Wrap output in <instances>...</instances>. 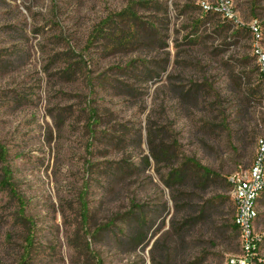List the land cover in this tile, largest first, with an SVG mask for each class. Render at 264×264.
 <instances>
[{
	"label": "rangeland",
	"instance_id": "rangeland-1",
	"mask_svg": "<svg viewBox=\"0 0 264 264\" xmlns=\"http://www.w3.org/2000/svg\"><path fill=\"white\" fill-rule=\"evenodd\" d=\"M226 1L0 0V264H248L264 0Z\"/></svg>",
	"mask_w": 264,
	"mask_h": 264
},
{
	"label": "built area",
	"instance_id": "built-area-1",
	"mask_svg": "<svg viewBox=\"0 0 264 264\" xmlns=\"http://www.w3.org/2000/svg\"><path fill=\"white\" fill-rule=\"evenodd\" d=\"M221 11L228 16L226 0H216ZM255 31V30H254ZM258 62L264 65V56L258 55ZM234 187L232 199L234 203V217L232 220L239 239L241 255L245 256L248 264L257 259L259 237L254 235V223L257 219V201L264 193V139L259 140L253 164L247 173L234 176L230 180ZM258 262H262L257 259ZM229 264H241L238 259H230ZM255 264V263H254Z\"/></svg>",
	"mask_w": 264,
	"mask_h": 264
},
{
	"label": "trees",
	"instance_id": "trees-1",
	"mask_svg": "<svg viewBox=\"0 0 264 264\" xmlns=\"http://www.w3.org/2000/svg\"><path fill=\"white\" fill-rule=\"evenodd\" d=\"M247 31H248V30H247ZM258 80H259L260 82L264 83V74H263V73H260V77H259ZM4 175L7 176V177H9V174H8L7 171L4 173ZM205 176L208 177L209 175L206 174ZM171 178H172V175L169 176V178L165 181V183L167 184V183L170 181ZM204 180H205V179H204ZM205 181H207V180H205ZM8 184H9V180H7L6 178H3V179L0 181V186H2V188H7V187H8ZM227 185L230 187V189H231V191H232V190H233V187H234L233 183H232L231 181H228V182H227ZM233 206H234V203H233ZM208 211H210V209H209L208 207L205 206L202 210H200V213L198 214V217H197V218H194V219H191V220H187V221H185V222L182 224V226H186V225H188V223H189L190 225H192V226H195V225H198V224L205 225V222H207V221L209 220V217H208V213H209V212H208ZM257 218H258V216H257ZM133 222H134L135 224L139 223V228H143V226L145 225V222L142 223L141 220H140L139 218H134ZM26 224H29V222L26 221ZM230 228H231L233 231H236V232H237V230H236L235 226L233 225V223H232V225H231ZM144 236H145V233L143 234L141 231L138 233V238H142V239H143ZM25 242L28 244V246H30L31 243H32V242H31V239H28V238L25 239ZM27 250H28V249H27ZM27 254H28V251H27ZM26 259H27V258L22 259L21 264H27V263L25 262ZM253 261H254L255 264H264L263 262H258V260H257L256 258H254ZM192 264H196V262H193ZM227 264H229V261H228Z\"/></svg>",
	"mask_w": 264,
	"mask_h": 264
}]
</instances>
